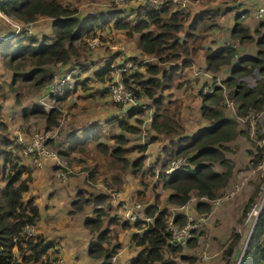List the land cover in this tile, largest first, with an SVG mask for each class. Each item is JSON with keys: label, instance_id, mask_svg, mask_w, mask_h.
I'll return each instance as SVG.
<instances>
[{"label": "trees", "instance_id": "16d2710c", "mask_svg": "<svg viewBox=\"0 0 264 264\" xmlns=\"http://www.w3.org/2000/svg\"><path fill=\"white\" fill-rule=\"evenodd\" d=\"M0 12L27 23L38 17H49L54 20L52 30L55 37L52 43H47L46 40L38 42L34 36L27 35L26 32L24 35L28 42L25 44L22 43V39L10 41L11 36L7 38L6 44L2 43V45L5 44L1 49L3 62L13 70L14 78L22 77L24 81L32 80V84L37 87L45 85L52 78L53 73L45 68L47 64H67L73 42L80 41L89 34L96 35V27L100 26L103 29L107 23V20L100 23L96 16L79 19L58 0H0ZM223 13L225 12L220 9H205L191 14L172 6H164L161 9L137 6L133 21L126 16H121L112 23V28L121 30L126 36L134 38L143 56L156 58L155 61L144 64V72L124 73L123 79L125 86L133 92L135 99L144 97L153 99L150 128L157 135L166 136L170 141V145L163 148L165 164L170 158L180 155L188 156L189 161L186 168L175 171L171 176L162 172L160 176L163 180L162 187L170 190L163 202L156 191L155 183L151 188L152 194L142 192L136 196V200L140 203H149L144 207L143 213L152 220L147 224L142 220L133 225L129 222L122 224L123 228L133 226L136 229L131 239L134 245L140 248L130 264H178L176 258L194 259L184 256L182 251L188 245L192 247L197 244L195 236L186 241L184 246L166 244L169 238L166 226L170 215L167 208L185 204L193 191L199 197L214 199L221 195V191L228 186L233 176L234 163L226 157L224 152L228 149L226 143L234 140L240 131L236 119L226 116L221 110V105L224 103L223 89L218 86L208 95H202L200 92L201 115L211 124L208 128L190 136L187 144L178 146L175 150L173 149L175 140H186L184 125L180 119L182 102L180 104L168 100L165 103L164 97L160 95L162 91L171 88L173 83L177 82L180 68L191 65L195 55L203 47L208 32L218 27V20ZM240 16L241 14L235 16L230 38L242 45L255 42L258 50L255 56L239 57L236 64L230 68L228 78L223 81L226 87L232 89L228 98L237 103L238 116L245 115L250 109L260 112L264 110V35H261L257 29L254 31L256 37L252 36L250 29L241 24ZM259 22L264 27V21ZM9 41L10 44H8ZM235 53L236 50L228 44L217 49L208 47L205 54L206 70L216 72L224 66H230ZM165 64H169L168 70H164ZM26 66H31V70L20 72ZM81 67L84 69V66ZM254 69L258 70L261 77L255 85L249 86L244 77L252 74ZM109 71V65H105L95 73V76L100 81H104ZM78 78V75H74L73 83H67L62 93L51 97L58 100L73 92L75 86L80 84ZM177 83L178 86L183 84V82ZM1 95L3 93L0 89ZM30 109L33 114L45 116L47 128L57 122L58 113L55 107L46 112L42 105L37 104ZM134 109L136 107L132 105L127 113L129 115L141 113ZM124 119L118 122L121 132L109 135V139L116 145L109 150L103 143H97V148L111 158V162L108 163L109 169L127 172L129 168L130 173L137 176L142 169L145 156L141 155L131 162L127 155L134 150L144 152L146 145L126 146L129 138L125 133H138V124L141 123V119L135 117V124ZM154 140L155 137H152L149 142ZM49 141H52V146L53 139ZM10 144L11 142H0V161L3 163L0 181L4 182L3 186L0 185V264H48L51 259L48 250L53 247V244L46 241L41 234L32 236L22 234L24 226L34 225L40 213L32 198L24 200L23 195L28 191L31 181V171L18 162L19 158L9 147ZM51 146L49 145L59 157L63 156L64 153L57 150L55 146L54 148ZM82 148V145L77 147V149ZM248 153L252 158L250 164L256 165L261 155L251 150ZM214 165L220 166L221 170L215 169ZM113 179L120 184V176H113ZM139 181L145 189H148L142 172L139 174ZM258 190H255L254 195H257ZM254 197L249 198L244 215L254 204ZM105 200L106 196L103 194L85 198L82 192H79L78 200L73 203V210L80 211L83 202H94L99 205ZM197 210L208 212L210 203L198 201ZM102 216H104L103 209L98 208L94 217L86 223L90 229L97 230L96 242L90 245L88 252L92 257L103 259L101 264H111L112 257L119 249V243L116 234H110L106 228L101 229L104 220ZM185 220L182 214L175 218V221L180 224H183ZM113 221L115 219L110 220V222ZM263 236L264 202L251 230L240 264L264 262ZM239 238L238 232L232 233L231 241L224 250L226 258L231 255Z\"/></svg>", "mask_w": 264, "mask_h": 264}, {"label": "crops", "instance_id": "0c3cea01", "mask_svg": "<svg viewBox=\"0 0 264 264\" xmlns=\"http://www.w3.org/2000/svg\"><path fill=\"white\" fill-rule=\"evenodd\" d=\"M203 1L204 0H200L199 2H196V3L189 2L187 8L184 11H188L191 14H194L195 12H197L196 10L202 6ZM260 3H261V0H238L237 6L240 4L239 7L237 8L238 10H232L234 6L226 7L225 9H220L222 12H225V13H223L220 19L218 20V24H219L218 27L208 32V34L205 37V40L207 38L209 39L210 44L208 45L207 43H205V40H204L203 47L197 52L191 65L188 67L179 69L180 71H179L177 82H183L182 84L183 88L181 89V91L183 92V95H181V92H178V93L173 94L172 97L168 96V94L171 93V91L169 90H171L173 87L180 88L178 87L177 82L175 83L173 87L166 89L160 93V95L164 97L163 101L165 103H167L168 100H173L171 102L176 101L177 103L182 102V106L180 108L181 112L182 110H184L183 105H185V102H183V98L188 97L189 95L191 96L190 98L193 99L194 101V108L197 111V115H198V118H197L198 125H196L195 130L191 133L190 136H193L197 132L205 128H208L211 124L208 120L204 119L201 115L200 107L202 103V99H201L202 97H200L199 94H200V90L202 86H204L207 83L213 82L214 80H217L218 82L223 83V81L229 76V74L223 76L224 67L230 69L234 64H236L239 57L246 56V55L255 56L257 54V53L254 54L253 53L254 51H252L253 50L252 43L242 45L237 40L230 38V32L234 24L235 16L237 14H241L242 12H244V17L243 18L240 17L241 24L244 27L249 28L252 36L255 37L256 33L254 35V31L257 29L260 31L259 28H255L256 24H259V21L254 19L251 11L253 10V8H255ZM138 6H140V4H138ZM0 15H2L1 12H0ZM108 15H111L112 18H108ZM96 17L100 23H102L103 20H107V23L105 24L106 26L103 29H109V28H112L111 27L112 23L116 19L120 18L121 16H120V13L118 15H112V14L104 15L103 13H100V15H97ZM134 19H135V16L133 17V20ZM249 23H254V26H251ZM221 32H224L225 37L222 39L220 44H216L217 35L220 34ZM8 35L7 34L0 35V42L3 43L4 40H7V38L10 37ZM235 41L237 42V44H235ZM227 44L231 45L236 50V53H235L234 59L231 62V65L224 66L219 71H216V72H211V71L206 70L205 54H206L207 48L215 47L213 49H217L216 47H221ZM119 49L122 50L123 46L120 45ZM241 49L243 50V52H241ZM120 50L116 52H112L105 60L104 65L101 66L99 69L94 70V75H95V73L101 70L105 65H109L110 71L104 77V81L99 83L103 85L104 90L106 89L109 81L115 76L122 77L124 73L144 72L145 71L144 64L146 62H153L156 60V58L154 57L142 56V59L137 61V63H140V64L133 63L132 66L127 68L126 71L119 72L118 67L121 66L122 63L125 62L128 58H130V55H133V54H130L129 51H128L129 53L123 55L124 52H127L126 48H124V51H120ZM120 56H121V61L117 62V59ZM177 63L179 64V60L177 61ZM69 67L70 65L67 66V64H61L60 66L61 70H64V71L68 69ZM168 67H169V64H168ZM198 67H201V68L197 69ZM58 72L62 73V71H58ZM252 74L256 75L257 77L256 80L252 77V75H248L244 77V80L248 81L246 82L247 84L249 83L248 84L249 86L255 85L257 80L260 79V74L257 69L253 70ZM83 77L86 78V74ZM83 77L82 78L80 77V79H83ZM79 82L81 83L82 81L79 80ZM200 82H201L200 86L196 89V86ZM187 85L189 88L186 91H184L185 86ZM224 93H225L223 94L224 103H222L221 105V110L224 111L226 116L235 118L237 121V127H238V123H239L238 121H240V117L236 113L237 103L228 98L231 93L230 88L226 87V89L224 90ZM108 99L112 101L109 95H108ZM134 106L136 107V109L134 110L141 111V113L129 115L127 113L128 108L125 107L121 110V112L123 113L122 115L113 116L107 119L106 121L92 122L90 124H87L85 127L83 126L82 128H78L76 133H74L76 129H72L67 134H65L63 140L61 141L56 142L57 140H54L53 138L52 139L54 140L53 142L56 143L55 148L59 150L61 153H64L63 156L61 157L68 158L70 155L71 156L77 155V153L80 151L79 149H77V147L82 145L83 146L82 149H86L88 143L91 141H93L92 142L93 144L96 143L95 144L96 148H97V143H103L104 145L107 146L108 145L107 142L101 141L99 139L100 137H103L102 135L106 134L112 126L114 127L116 126L115 128L117 127L119 128L118 122L120 119L125 118L124 120L128 119L129 122L135 124L134 122L135 117L140 118L141 123L138 124L139 132L135 134H130V135H137L141 137L139 139V144L137 145H143V144L146 145V150L144 152H140V151L139 152L144 156L147 155V158L144 159V162H143L144 166H145V161H150V164H147V168L151 169V171L154 172V181L151 183V185L149 186L147 190H144V187L142 186L141 183H140L141 187L132 186V183L130 180L134 178L132 174L128 175L127 172L120 173L117 170L103 171L106 169V167H105V164L103 166L101 161H99V163L97 164L98 172H95L94 168H96V165H93L91 166L89 171L87 170L82 171L80 172V174H76L77 176L69 175L64 180H61L60 178L56 177V174L54 172L55 166H54V162L52 161V159H42L40 160L41 165H37V161L35 160L36 157L34 155L32 156V155L22 154L20 148L24 143H18L15 140V144L13 145V141H9L5 137H0V142H11L9 147L12 149L14 154L18 156L19 158L18 162H20V164L29 168L31 171L30 172L31 181L29 183V189L28 191L24 193L23 196H24V200L32 198L34 200L35 205L39 209L40 216H39V219L36 221V223L33 225V227H34L35 234L43 235L46 241L51 242L53 244V247H51V249L48 250V254L51 258L54 255H57L59 258L63 260L64 264H101L103 259L92 257L88 252L90 245L96 242L97 230L90 229L88 226H86V223L94 217L95 212L98 208L103 209V213H104V216H102L104 217V220H103V225L101 229L106 228L110 232V234H116L117 241L119 243V249L114 255L115 257L111 259L110 261L111 264H130L131 260L139 252L140 248L136 247L131 239V235L136 231V229L133 226H131L130 228H123L122 224L124 222H127V223L129 222V224L133 225V223H136L137 221H140L142 219L139 218L138 220L129 221V220L122 218L121 216L118 217V215L122 214V210L118 205H116L114 202L111 201L109 193L113 190H118L120 192L121 200L125 202L126 204L131 205L137 202L136 196L138 194L142 192L143 193L145 192V194H149V193L152 194L153 191L151 188L154 185V183L157 184L156 191L159 192L160 189L162 188V182H163L160 176L165 167L164 166L165 153H163V148L166 146H169L170 141L166 137L157 135L150 128L151 117L153 114V99L146 98V97L138 99V100L136 99ZM263 111H261L262 116H260L261 117L260 119V133L261 134L264 133L263 132L264 131V112ZM181 112H180V119L184 125V129H185L184 135L186 136V140H183V141H180L179 139L175 140L173 143L174 150L177 149L178 146H184L185 144L189 142L188 139L190 136L187 134V132L194 129V126L189 123L192 121H189L187 117L185 120L181 118V115H182ZM202 118L204 119V121ZM249 129L250 127H248V130ZM145 130L147 132L148 131L151 132L150 138L147 143H145V138H146L145 133H142ZM238 130L240 131V134L234 140H232L234 142L232 146V150H236V149L240 150L242 143L240 144V142L238 141L239 136H241L242 134L248 137V135H250V132H251V130L246 132V131L240 130L239 128ZM125 135L128 137V133H125ZM152 137H155V140L152 142H149ZM27 138L29 139V137ZM156 142L161 143L160 151L155 156H150L149 151L150 149L152 150L151 147L153 146V144L155 145ZM228 144L229 143H226V145ZM108 148L109 150L111 149V147H108ZM250 150L254 153L256 152V151H253L252 148ZM250 150H246L248 154V160L246 164L248 165L251 162L250 160L251 155L248 153V151ZM246 151L243 154H246ZM240 152L242 151L240 150ZM224 153L226 157L229 158L234 163L233 176L229 181V184H232V180L234 179V176H235V181L240 178L239 174L236 173L238 166H236L235 159L230 155L232 152H230L227 149ZM129 154L127 155L128 159H130ZM140 156H138L136 159H138ZM82 160L83 158H74V157H69L67 159L68 162L73 163V165H71L72 168L84 167L83 166L84 163H81V164L78 163L79 161H82ZM215 169L220 171L221 167L215 168ZM113 176H120V179H121L120 184L114 182L115 180L113 179ZM113 187H116V189ZM228 188L229 187L227 186L223 190H227ZM252 188L253 187L247 188V190L245 189L241 190L244 193L239 194L238 197H240L242 201L246 202L249 199L250 195L253 193ZM164 191H165L164 196L166 200V197L169 194L170 190H164ZM79 192H82V196H84L85 198H90V197L99 196L103 194L106 196V200L104 203L102 204L100 203L99 205H96L94 202L92 203L83 202L82 209L80 211H77V210L75 211L73 210V203L78 200ZM150 202H152V200ZM197 202L192 204L193 208L191 205L190 206L188 205L189 213L192 218L193 217L199 218L200 216H206V221H205L206 227L208 226L209 220L219 215L220 213L223 214V216L225 217V222L227 223L232 218V210L230 209L228 205L234 202L233 199L230 200V202L229 201L224 202L223 204L214 208L213 210H211V207H210V210L207 213L197 210ZM207 202L208 204L210 203L209 201H204V203H207ZM147 204L149 203H146V204L141 203L142 213H143V210L145 209L144 207ZM233 205L238 211V207L240 208L241 201L238 199L234 202ZM237 211H234V212H237ZM141 215L142 214L140 212V217ZM197 218H194V219H197ZM112 219H115V221L110 222V220ZM237 232L239 233L240 231L237 229ZM200 238L201 236L199 235L196 237L197 242L200 240ZM263 240H264V236H263ZM113 242H115V240H113ZM205 252L207 251L204 250L202 252V254L199 257V260L196 261V264L209 263L208 261L211 258V255L209 254V252H208L207 258L202 259V255L205 254ZM176 260L178 261V264H182L181 262L182 259L179 260V258H176Z\"/></svg>", "mask_w": 264, "mask_h": 264}, {"label": "rangeland", "instance_id": "374dc122", "mask_svg": "<svg viewBox=\"0 0 264 264\" xmlns=\"http://www.w3.org/2000/svg\"><path fill=\"white\" fill-rule=\"evenodd\" d=\"M58 1L63 6L68 8L79 19H85L90 17L93 18L97 15H100V13H103L104 15L107 14L118 15L120 13V16L124 15L131 21H133V17L135 16L136 9L139 4L137 0H58ZM237 2L238 0H204L202 6L198 8L196 11L205 10V9L213 10L217 8L225 9L226 7H232V6H234L232 10H238L237 8L239 7L240 4L237 6ZM242 14H244V12H242ZM108 18H112V16L108 15ZM53 21L54 20L49 17H38L34 21L27 23L19 19H16L14 17L2 14L0 15V35L3 34H7V35L9 34L8 36L13 35L10 37L12 42L14 40L22 39L21 40L22 43L25 44V42H28L26 35H24V32H26L27 35L34 36L38 42H41V40H46L47 43H52L55 37L54 36L55 34L53 33L52 30ZM249 24L251 26H254V23H249ZM255 28H259L262 33L261 35H264V27L261 26L260 22L259 24H256ZM95 32L96 35H98L100 38V42L97 45V47L92 48L87 44V39L96 37L95 34H89L87 37H84L80 41L73 42L70 52V60L67 63V66L70 65V67L64 71L61 70L60 68L61 64L59 63L47 64L45 68L49 69L53 73L52 78L49 82H47L45 85L41 87L34 86L32 84V80L24 81L22 77L14 78L13 70L10 69L3 62V56L1 55V49L6 44L7 40L3 41V43L5 42L4 45H2V43L0 42V86H1L0 89L2 90L3 93V95L0 96V137H5L9 141H13V145H14L15 140L16 142H18L17 137L20 136L22 138V143L28 144L31 142L32 136L34 134L49 131L51 132V134H53L52 138L54 140H57L56 142H58L63 140L65 134H67L72 129H76V131L74 132L76 133L78 128H82L83 126L85 127L87 124H90L95 121L97 122L106 121L107 119L113 116L116 115L119 116L123 114L121 110L124 107L121 104H117L108 99L109 90L107 89L105 91L103 85L99 84L102 81H100L94 75V70L99 69L101 66H103L105 60L112 52L119 51L120 45L123 46V49L120 51H124V48L127 49V52H124L123 55L129 52L130 54H133L130 55V59L134 58V60H131V62L134 64H140L137 63V61L141 60L143 55H141V53L137 49L134 38L126 36L125 33H123V31L121 30H116L114 28L102 29L100 28V26H97ZM180 37H182V34L180 35ZM224 37H225L224 32L218 34L216 44H220ZM205 43H207L208 45L210 44L208 38L205 40ZM8 44H10V42H8ZM235 44H237L236 41ZM252 45H253L252 51H254L253 53L256 54L258 47L255 44V42H252ZM213 48L215 47H212V49ZM241 52H243L242 49ZM119 61H121V56L118 57L117 59V62ZM81 66H84V69ZM75 67H78L79 70V73L75 75H78L82 78L86 74V78L83 77V79H80L79 77L78 79L82 81L80 85L79 86L76 85L73 92L57 100L54 97L62 93L61 91H63L64 88L58 91L51 89V85L54 83L55 77L58 78L60 75H64L69 69ZM31 68H32L31 66H26L25 68H22L20 72L29 71L31 70ZM168 68H169L168 64H165L164 70H168ZM199 68L201 67H198L197 69ZM58 71H62V73H59ZM228 74H230V69L224 67L223 76ZM249 75H252V77L255 80L257 79L255 74H249ZM200 84L201 82L196 86V89L200 86ZM174 85L175 83H173L172 87ZM178 87L180 88L173 87L174 89L172 88L171 90H169L171 91V93H169V96L172 97L173 94L178 92H181V95H183V92L181 91L183 86L180 85ZM188 88H189L188 85L185 86L184 91H186ZM190 97L191 96L189 95L188 97L183 98V102H185V105H183L184 110H182L181 112L182 114L181 118L185 120L187 117L189 121H192L189 123L194 126L193 130L187 132L189 136L195 130L196 125H198L197 111L194 108V101ZM37 104L42 105L45 108L46 112L53 107L57 109V113H58L57 122L53 124L50 128H47L46 126L45 116L40 114L38 115L33 114V112L31 111L30 108L36 106ZM129 107L130 106L128 105L126 108ZM260 116H262V114L259 113L258 117L254 122L253 128L250 127L251 124H249V122L247 121L246 122L238 121L239 122L238 128L240 130L246 132H248L249 130L252 131L250 132V135H248V137L242 134L241 136H239L238 141L240 142V144L242 143L240 149L242 152H240L239 149L232 150V146L234 144L233 141L229 142V144L227 145L228 150L232 152L230 155L235 159L236 166H238L236 173L239 174L240 178L235 181V176H234V179L232 180V184L228 185L229 188L227 190L221 191V195L236 189L235 187L239 185L240 188L237 190L238 192L236 191L237 192L236 195L233 198L229 199L228 201L230 202V200L233 199L235 202L236 200L239 199L241 201L240 208L238 207V211H237V209L233 205L234 202L228 205L232 210V218L229 220L228 223L225 222V217L221 213L210 219L207 227L205 222V224L202 226V232L197 234L201 236L197 244L192 247L188 245L182 251L183 255L188 257H193L194 259L182 260L181 261L182 264H196V261L199 260V257L204 250L209 252V254L211 255V258L208 261L209 263L207 264H228V262L235 261L240 256L243 257V253L246 248L248 239L250 238L251 235V229L253 223L255 222L254 218L258 213V208L262 204V200L264 198V172L251 175L249 173V170L255 166L250 163L249 165L246 164L248 160V154L246 150H250L251 148L253 149V151L258 150L256 144L257 137L262 136V138H264V133L262 134L260 133V119H261ZM115 127L112 126L110 130L106 134H103L102 135L103 137H100L99 139L101 141L107 142L108 143L107 146L111 148L115 146L116 143H114L113 140L109 139V135L121 132L120 128L118 127L115 128ZM248 127H250L249 130ZM142 133H145L146 136L145 143H147L150 138L151 132L150 131L147 132L145 130ZM159 136L166 137L163 135H159ZM27 137H29V139ZM128 138H129V142L127 146L131 147L133 145L139 144V139L141 137L137 135L128 134ZM51 142L50 141L49 143L47 142L48 147L49 145L51 146ZM92 142L93 141L88 143L86 149H79L80 151L78 153L76 152L77 155L69 156L74 158H83L82 160L83 162L82 161L78 162L79 164L84 163L83 165L84 167L82 168L80 167L72 168L71 165H73V163L67 161L69 157L68 158L60 157L61 162L63 164L62 171L66 172V178L69 175L77 176L76 174H80V172L85 170L89 171V169L93 165H96V168H94V170L95 172H98L97 164L99 163V161L102 162L103 166L105 164L106 169L103 171L117 170V169L108 168V163L111 162V158L107 154L103 153L99 148L97 149L95 147L96 143L93 144ZM158 142H156L155 145L153 144V146L151 147L152 150L150 149L149 151L150 156H155L160 151L161 143ZM55 145L56 143L52 144L51 147L54 148L53 146ZM245 151L246 154H243ZM140 155L142 154L137 150L131 151L129 154L130 156L129 160L131 162L135 161L136 158ZM146 158L147 155H145V159ZM35 160L37 161V159ZM88 160L90 161V163ZM52 161L54 162V166H55L54 172L56 174V172L59 170V167L57 166L54 160ZM147 164H150V161H145V166L143 163L142 169L138 173V175L137 176L133 175L134 178L130 179L132 186L141 187L139 183L140 182L139 174L141 172L143 179L146 183V186H148L147 188H149L151 183L154 181V172L151 171V169L147 168ZM2 165L3 163L0 161V172L2 170ZM39 165H41V162ZM215 168H220V167L218 165H215ZM117 171L120 172L119 170ZM127 174L128 175L131 174L129 168L127 170ZM0 185L3 186L4 182L0 181ZM250 187H253L252 188L253 193L250 195V197L255 196L254 204L252 206L253 207L254 205L256 206L254 210L253 207L251 206L252 208L251 209L249 208L246 214L244 215V211L249 199L246 202L242 201L241 198L238 197V195L244 193L241 190L243 189L247 190V188ZM113 188L116 189V187ZM256 189L259 190L257 195H254ZM144 190L147 189L144 188ZM164 190L166 189L162 187L158 192L160 194V199L162 200V202L165 200ZM195 193L196 192L193 191L190 194L189 206L190 205L192 206V204L197 202V200L195 199L197 195ZM136 203H140V202L137 201ZM193 218H197V217H193ZM237 229L240 231L239 232L240 238L238 240V243L234 247L231 255L229 257L227 256L226 258L224 254V250L231 241L232 233L237 232ZM262 264H264V262Z\"/></svg>", "mask_w": 264, "mask_h": 264}, {"label": "built area", "instance_id": "2783aa9c", "mask_svg": "<svg viewBox=\"0 0 264 264\" xmlns=\"http://www.w3.org/2000/svg\"><path fill=\"white\" fill-rule=\"evenodd\" d=\"M140 4V6L145 7L146 9H161L164 6H174L176 9H179L180 11H184L189 2H199L200 0H137ZM252 16L257 21H264V0L261 1L259 5H257L253 10L251 11ZM241 17H244V14H241ZM100 42V38L96 35V37H92L90 39H87L88 46L95 48ZM132 62L129 60H126L123 65L118 67L119 72L126 71L127 68L132 66ZM79 70L78 67L69 69L64 75H60L58 78L55 77L54 83L51 85V89L58 91L62 90L66 87L67 83H70L71 80H73V76L75 74H78ZM72 82V81H71ZM221 87L224 90L226 89L225 85L221 82H218L217 80H214L213 82L207 83L204 86H202L200 92L202 95H208L211 94L216 87ZM107 89L109 90V96L111 100L117 104H121L124 108L128 105L131 107L134 105L136 99L133 94V92L128 89L125 86L124 79L121 76H115L107 85ZM75 100V99H73ZM231 104V103H230ZM260 111L250 109L247 111L245 115H240V121L249 122L250 127L253 128L254 122L256 118L258 117ZM252 132V131H251ZM53 134L49 131H45L42 133L34 134L32 136L31 142L28 144H23L20 148L23 155H34L37 159V165L40 164V160L42 159H52L56 162L57 166L59 167V170L56 172V176L60 179L64 180L66 178V172L62 171L63 164L61 162V158L57 154L55 150H52L50 147L47 146L48 140L52 139ZM18 143H22V138L20 136L17 137ZM256 144L258 147V150H256L257 153L261 155V160L254 165L255 167L251 168L249 170V173L251 175H254L256 173H262L264 172V138L262 136L257 137ZM189 165L188 156H176L169 159V161L166 164L165 169L163 170V173L167 176H171L175 171L186 168ZM236 189L231 190L228 193L223 194L222 196H219L218 198L210 201L211 202V210L214 208L220 206L227 200L231 199L236 195L238 192L237 190L240 188L239 185L235 187ZM237 191V192H236ZM110 199L112 202H114L116 205H118L121 210L122 214L118 215V217H122L126 220L132 221V220H138L139 218L142 219L146 224L150 223L152 220L149 216L142 213V206L139 203L134 204H126L123 202L120 198V192L118 190H113L109 193ZM196 200L198 201H209L207 197L205 196H196ZM190 200V198H189ZM189 200L182 205H173L169 206L167 210L169 211L170 215L168 217V222L166 229L169 232V238L166 241V244H170L172 246H184L186 244V241L192 239L194 236L197 237L198 233L202 232V226L205 224L206 216H200L197 219H194L191 217L188 205ZM264 202V198L262 200V204ZM262 204L258 208V213L256 214L254 221H256L257 216L259 215V212L261 210ZM256 205H254L253 210ZM250 207V209L252 208ZM141 212V217H140ZM183 214L186 218L185 222L183 224L178 223L175 221V218L179 215ZM255 223V222H254ZM253 223V225H254ZM253 227V226H252ZM22 234L25 236H32L35 235L34 227L33 225H25L22 231ZM208 252H205V254L202 255V259L207 258ZM115 256L112 257V259ZM241 256L235 260L230 261L228 264H240ZM48 264H64L63 260L57 256H53Z\"/></svg>", "mask_w": 264, "mask_h": 264}, {"label": "clouds", "instance_id": "9594fccd", "mask_svg": "<svg viewBox=\"0 0 264 264\" xmlns=\"http://www.w3.org/2000/svg\"><path fill=\"white\" fill-rule=\"evenodd\" d=\"M241 14H242V13H241ZM240 17H241V16H240ZM97 36H98V35H97ZM98 37H99V36H98ZM127 60L131 61L129 58H128ZM125 62H126V61H125ZM123 64H124V62L122 63V65H123ZM119 67H120V66H119ZM122 77H123V76H122ZM112 79H113V78H112ZM112 79H111V80H112ZM111 80H110V81H111ZM110 81H109V82H110ZM225 87H226V86H225ZM228 88H229V87H228ZM180 156H183V155H180ZM164 169H165V168H164ZM164 169H163V170H164ZM222 195H223V194H222ZM222 195H220V196H222ZM218 197H219V196H218ZM218 197H216V198H218ZM216 198H214V199H216ZM232 198H233V197H232ZM214 199H209V198H208L209 202L212 201V200H214ZM227 201H228V200H227ZM210 203H211V202H210ZM210 207H211V204H210ZM252 228H253V227H252ZM251 230H252V229H251ZM241 258H242V256H241ZM240 262H241V260H240Z\"/></svg>", "mask_w": 264, "mask_h": 264}]
</instances>
